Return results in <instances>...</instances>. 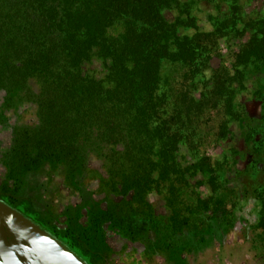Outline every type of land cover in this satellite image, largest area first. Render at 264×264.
<instances>
[{"label": "trees", "instance_id": "1", "mask_svg": "<svg viewBox=\"0 0 264 264\" xmlns=\"http://www.w3.org/2000/svg\"><path fill=\"white\" fill-rule=\"evenodd\" d=\"M202 2L217 13L211 31L197 26ZM238 2L0 0V125L33 110L10 129L7 185L44 166L89 172L95 158L96 233L182 264L236 223L264 234V14L243 21L231 62ZM253 199L259 219L242 224L231 209Z\"/></svg>", "mask_w": 264, "mask_h": 264}, {"label": "flooded vegetation", "instance_id": "2", "mask_svg": "<svg viewBox=\"0 0 264 264\" xmlns=\"http://www.w3.org/2000/svg\"><path fill=\"white\" fill-rule=\"evenodd\" d=\"M249 1H251L250 4L252 6L254 5L252 8L244 6V3ZM256 1L258 2V0H239L238 5L241 6L243 13L238 18L236 29H230L223 36L225 45L222 55L227 60L230 59L231 62L234 59L233 55L244 45L249 35V29L242 26L243 21L248 23L264 14L263 3H260V6H255ZM212 8L210 4L205 2L199 3L194 7V16L196 17L197 26L200 31L212 30L211 24L215 23L217 16V13ZM223 11L226 12V8ZM224 32L225 30L223 29L222 33ZM214 33L215 37H219L218 32ZM227 40L228 42H226ZM253 82L250 83V86L253 85ZM240 97L242 98L243 95L241 94ZM249 99H251L250 104L255 107L257 104H254L252 98L249 97ZM32 113V109L28 111H24L22 108L17 110L10 109L5 113L9 119L7 125H0V142L2 143L0 144V190L2 189L0 195L2 196L6 192H11V194L16 193L19 196L24 191L34 193L38 201L45 203L46 208H51L52 219L51 217L47 219L48 221L44 222L45 226L41 224L43 225L42 227H50L48 225L52 226L54 223L55 229L62 231L66 236L70 235L71 238H75L83 251H81L82 254L90 264H180L181 261L176 257L170 259L168 257L171 256L166 257L159 255L157 252L151 255L146 247L139 249L140 247L133 245V249L130 250L126 247L123 248V240L115 237L113 231L96 233L95 213L98 209L95 207V196L99 190V175L95 173V158L92 159V170L89 172H84L81 169H72L68 173L66 170L59 172L57 169L53 170L44 166L38 170L24 172V175L15 172V178L10 181L11 186L7 185L6 177L9 174L6 173L7 167L3 165V161L12 139L10 129L17 122L21 123L22 120L28 119ZM237 137L233 139L232 143H229V140L226 142L224 145L226 150L228 149V145H235V147L240 145V140ZM209 155L214 154L211 153ZM220 156L222 157L221 153ZM225 157L227 158L226 162L229 163L234 159V156H231L229 152L224 153ZM260 158L263 159V156ZM220 161L225 162L223 159ZM257 171V179L250 178V181L252 179L256 180V183L261 181V168ZM246 176L243 175L245 181L249 182ZM249 186L252 187L253 185ZM203 195L206 196L207 194L203 191ZM12 199L14 203L13 207H16L18 200ZM154 200L155 197L151 194L149 201ZM259 204L255 199L250 201L245 200L243 203H234L233 206L236 207L235 209H231V211L235 219L240 220L242 224L245 221H256L259 219L257 217ZM84 211L85 214H83ZM37 224L40 225V223ZM243 225L240 227L236 223L235 226L237 227L235 231H231L224 236L225 245L209 244L206 248L197 251V253H186L185 261L187 263L185 264H198L199 256L205 254L207 251H216L218 255L224 256L238 238L244 239V241L243 245L239 246L238 239L236 246L233 245L234 247H232L233 251L238 253L237 255L240 258L237 264H264V260H262V257H264V234L257 228L249 230L247 226L243 227ZM18 231L15 224L9 220V217L4 216L0 211V264H9L1 248V246L5 245L16 264H65L68 262L67 259H64L63 253L47 251L43 246L40 247L34 239L30 240V238L20 235ZM132 235L136 236L135 240L138 246L140 243H144L146 246L147 236L144 235L142 226L133 227ZM244 245L250 246L248 251L243 250L242 247ZM39 247L42 253H39ZM66 252L68 253L67 250ZM230 253L229 256L231 255L232 257L233 252Z\"/></svg>", "mask_w": 264, "mask_h": 264}, {"label": "rangeland", "instance_id": "3", "mask_svg": "<svg viewBox=\"0 0 264 264\" xmlns=\"http://www.w3.org/2000/svg\"><path fill=\"white\" fill-rule=\"evenodd\" d=\"M250 3L251 1L245 2L244 6L248 8L250 7L252 8L254 5L252 6ZM260 3L263 2L261 0H258V2L256 1L255 6L256 5L260 6ZM0 144L2 143L0 142ZM8 172L9 170L6 169V173ZM15 176L16 174L14 175V178ZM1 191L2 189L0 190V193ZM13 194H11V192H6V194L4 193L2 194V196L0 195V207L3 208L4 211L7 210L10 213L14 214L16 218L18 217L23 221H25V223H27L28 225L36 228L39 232H38V236L36 237V239L34 238V240L38 243L40 247L43 246L47 251L49 250L50 252L63 253L64 259L68 260V262L65 261L66 262L65 264H90L87 261L86 257H84V255L82 254L83 251L81 250L80 245L75 238H71L70 235L66 236L65 234H63L62 231L55 229L54 223L52 226L48 225L50 227H46V228L42 227L45 224L44 222L48 221L47 219H49L50 217L52 219V215L50 213L51 208H46L45 207L46 204L38 201L36 195L32 192L24 191L21 192L20 196L16 193ZM12 198H14L16 201L18 200V205L16 207H13L14 203L12 202L13 200ZM1 213L7 217L6 213L2 211ZM83 214H85V211ZM37 223H40V225ZM32 239L33 238H30V240ZM238 239H239V246H242L244 239L241 238ZM237 240L235 244H233L234 246H236V244L238 243ZM233 245L227 250L224 256L218 255L216 251H207L205 254L199 256V260L197 263L198 264H237L240 258L237 255L238 253L233 251L232 249V247H234ZM242 248L244 251H248L250 246L244 245ZM66 250L70 254H68ZM230 252H233L232 257L231 255L229 256V254H231ZM250 254L252 253L250 252Z\"/></svg>", "mask_w": 264, "mask_h": 264}, {"label": "water", "instance_id": "4", "mask_svg": "<svg viewBox=\"0 0 264 264\" xmlns=\"http://www.w3.org/2000/svg\"><path fill=\"white\" fill-rule=\"evenodd\" d=\"M0 211L6 213V215L10 218V220L15 224V227H17V229L19 230L18 232L20 233V235H23L26 238H35L38 236V230L36 228H34L33 226L28 225L27 223H25V221H23L20 218H16L14 214L10 213L7 210H3V208L0 207ZM38 247V246H37ZM2 250H3V254L5 255V258L7 259L9 264H16L14 258L12 257L10 251L8 250L7 246H1ZM38 249H40L39 253H42L41 248L39 247ZM44 254V253H43ZM42 254V255H43Z\"/></svg>", "mask_w": 264, "mask_h": 264}]
</instances>
